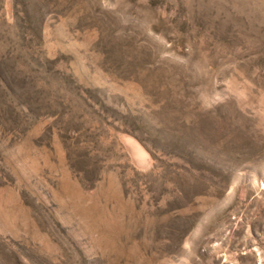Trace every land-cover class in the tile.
Here are the masks:
<instances>
[{
  "label": "rangeland",
  "instance_id": "1",
  "mask_svg": "<svg viewBox=\"0 0 264 264\" xmlns=\"http://www.w3.org/2000/svg\"><path fill=\"white\" fill-rule=\"evenodd\" d=\"M0 264H264V0H0Z\"/></svg>",
  "mask_w": 264,
  "mask_h": 264
}]
</instances>
